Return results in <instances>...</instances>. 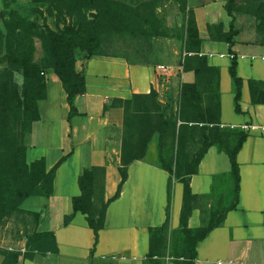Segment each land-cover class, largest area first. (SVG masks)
Returning <instances> with one entry per match:
<instances>
[{"label": "crops", "instance_id": "1", "mask_svg": "<svg viewBox=\"0 0 264 264\" xmlns=\"http://www.w3.org/2000/svg\"><path fill=\"white\" fill-rule=\"evenodd\" d=\"M188 9L196 17L200 55L220 70L221 127L247 132L238 154V204L220 226L197 243L195 264H264V104L252 103L249 87L250 80L264 81V42L246 39L240 31L233 44L223 39L234 23L225 0H188ZM211 26L222 30L210 32ZM234 58L243 80L240 113L235 108L229 72ZM77 68H82V62ZM181 70L179 75L172 70L165 74L149 61L96 54L84 63L85 91L75 99L77 115L72 119L61 79L54 73L48 75L46 97L38 102L40 119L32 123L24 138L26 160L31 163L44 158L48 171L62 158L64 161L55 171L50 196L27 198L0 224V264H147L150 229L163 226L169 217L170 230H178L184 198L183 183L173 179L169 202L170 174L150 159L157 153V137L151 141L147 157L129 165L128 178L119 197L109 204L98 234L87 215L74 212L73 200L81 195L78 180L84 168L106 167L107 198L118 190L124 109L116 101L155 90L166 108L175 86L178 98L182 84L196 80L193 71ZM230 172L228 155L210 147L191 177V192L210 196L214 177ZM195 208L190 228L202 225ZM67 219L70 221L65 223ZM36 232H52L55 249L36 250L25 257L28 236ZM14 254L18 258L12 261ZM165 262L181 264L171 258Z\"/></svg>", "mask_w": 264, "mask_h": 264}, {"label": "trees", "instance_id": "2", "mask_svg": "<svg viewBox=\"0 0 264 264\" xmlns=\"http://www.w3.org/2000/svg\"><path fill=\"white\" fill-rule=\"evenodd\" d=\"M46 5L50 14L60 11L68 15H80L86 19L85 12H92L90 28L65 26L57 30L48 29L47 33L37 35L34 22L21 16L18 10L0 12V61L7 68L0 71V224L19 209L24 200L31 196H50L53 181L62 158L51 170H47L44 158L28 163L26 160L25 136L31 131L32 123L40 119L38 102L46 97V78L39 62L35 59V41L42 40L46 55L47 68L54 70L61 79L67 101L70 105L69 119L77 115L76 97L85 91L83 70L77 68L76 49L83 53L84 60L99 54L98 31L100 18L107 9L109 17L122 29L147 34L145 24L148 20L139 18L133 8L117 0H31ZM225 9L233 17V0H227ZM182 11L188 9V0H179ZM257 19V29L264 33V0L253 8ZM221 26H211L210 32ZM222 29V28H221ZM235 26L224 34V40L234 43L238 35ZM201 38L196 17L192 10L186 29L184 71H193L196 80L182 84L177 99L170 96L166 108L158 101L155 90L146 94H134L127 100L117 103L124 109V128L122 137L121 182L111 197L105 198L104 180L106 167L84 168L79 176L81 195L73 200L74 212L87 215L89 225L98 234L104 227L106 210L109 204L120 195L122 185L128 178V167L136 161L145 159L154 137H157L159 163L170 174L168 185L169 202L173 179L184 185V198L180 215V228L171 231L169 217L163 226L150 229V252L147 264H165L167 258L181 264H195L196 245L199 241L224 221L227 213L236 208L240 195V166L238 154L247 139L242 129H223L221 127L220 70L212 66L205 55H200ZM20 72L23 84L14 83L11 72ZM233 83L234 103L241 112L243 80L237 74V61L229 69ZM253 104H264V81H249ZM22 88V89H21ZM216 146L225 152L231 163L230 174L214 177L211 197L223 188L233 184L234 201L230 206L220 207L217 202L209 212V220L204 225L190 228L189 218L200 198L191 192L192 175L198 172L199 165L209 148ZM165 149L168 160L165 159ZM99 183V186L96 184ZM97 185V186H96ZM223 195H221L222 197ZM70 220L67 219L65 223ZM55 249V236L52 232L34 233L28 236L25 257L34 251ZM12 255L10 260H17Z\"/></svg>", "mask_w": 264, "mask_h": 264}, {"label": "rangeland", "instance_id": "3", "mask_svg": "<svg viewBox=\"0 0 264 264\" xmlns=\"http://www.w3.org/2000/svg\"><path fill=\"white\" fill-rule=\"evenodd\" d=\"M118 3H125L132 7L133 12L139 14V18L148 20L145 24L147 34L133 33L122 29L116 22L109 17L107 9L100 18V26L98 31L99 47L98 52L109 55H120L130 61H149L157 67L166 65L170 67L173 74L179 75L177 72L182 71V63L185 58L186 48V29L189 22L190 9L182 11L179 0H117ZM260 0H233V25L237 32H242L246 39L254 38L259 42H264V33L257 29V19L253 15V8ZM228 1L225 0V5ZM18 10L19 15L27 17L34 22V32L37 35L47 33L48 29L57 30L65 26H74L79 28H90L89 21L92 18V12L87 10L85 17L60 11H54L50 14L48 7L43 4L34 3L31 0H0V12H9L10 10ZM2 29V27L0 26ZM222 30L217 29V31ZM213 32L215 33L216 31ZM35 41V59L39 62L41 70L45 73L47 79L50 73L57 75L54 70L47 68L46 55L43 50L42 40L39 37H33ZM77 64L82 62L83 70L86 60L80 49H76ZM8 66L0 61V71ZM11 72V71H10ZM172 72L169 74L172 76ZM11 79L14 83L22 86L23 76L20 72H11ZM22 89V88H21ZM174 93L171 96L177 99ZM35 138V137H33ZM30 139V138H29ZM33 140V139H31ZM155 146V145H153ZM165 159L168 160V151L165 149ZM150 159L159 163L158 152L150 155ZM99 186V183H96ZM96 185V186H97ZM105 194L107 198V177L104 180ZM221 195H223L221 197ZM233 184L227 187L218 185V191L214 197L203 196L197 200L195 207L199 209V217L202 224L208 222L209 212L217 206L227 207L234 201ZM195 208V209H196Z\"/></svg>", "mask_w": 264, "mask_h": 264}, {"label": "built area", "instance_id": "4", "mask_svg": "<svg viewBox=\"0 0 264 264\" xmlns=\"http://www.w3.org/2000/svg\"><path fill=\"white\" fill-rule=\"evenodd\" d=\"M157 68L160 72H163L165 74H168L170 72V67L166 65H159Z\"/></svg>", "mask_w": 264, "mask_h": 264}]
</instances>
